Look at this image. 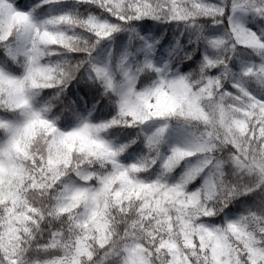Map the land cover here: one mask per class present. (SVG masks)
I'll return each mask as SVG.
<instances>
[{
  "label": "snow or ice",
  "instance_id": "1",
  "mask_svg": "<svg viewBox=\"0 0 264 264\" xmlns=\"http://www.w3.org/2000/svg\"><path fill=\"white\" fill-rule=\"evenodd\" d=\"M0 264H264V0H0Z\"/></svg>",
  "mask_w": 264,
  "mask_h": 264
},
{
  "label": "trees",
  "instance_id": "2",
  "mask_svg": "<svg viewBox=\"0 0 264 264\" xmlns=\"http://www.w3.org/2000/svg\"><path fill=\"white\" fill-rule=\"evenodd\" d=\"M26 2L27 0H21L22 4ZM169 36H171V34H169ZM77 88L80 91V94L85 96V99H88L90 103L93 102L90 95H88V90L84 88L83 86H75L74 88H70V92L76 90Z\"/></svg>",
  "mask_w": 264,
  "mask_h": 264
}]
</instances>
